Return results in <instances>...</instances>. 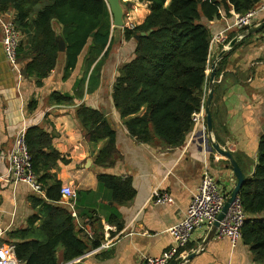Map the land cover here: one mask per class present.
I'll list each match as a JSON object with an SVG mask.
<instances>
[{"label":"crops","instance_id":"0c3cea01","mask_svg":"<svg viewBox=\"0 0 264 264\" xmlns=\"http://www.w3.org/2000/svg\"><path fill=\"white\" fill-rule=\"evenodd\" d=\"M122 2L125 26L113 25L107 54L103 53L89 65L85 51L76 68L67 74L63 52L42 85L36 84V78L23 77L21 70L11 66L5 55L0 26V229L5 230L0 245L13 240L10 232L27 228L35 212L30 186L15 182L9 175L8 154L23 128L39 126L45 130L53 137L55 149L66 159L58 160L52 172L63 186H71L77 192V227L90 224L95 232L103 234L102 241L110 227L109 233L114 238L111 247L100 248L99 245L70 262L64 261V247L60 246L56 254L60 264H145L147 257L159 256L173 246L168 229L185 217L205 171L217 179L227 196L236 186L237 178L228 165L229 160L216 150L206 149L199 129H193L179 147H167L155 141L146 143L129 133L114 104V84L120 68L136 55L137 40L127 39L125 28L130 23L135 26L143 23L151 12V4L141 0ZM14 15L12 11L9 16ZM234 20L232 12L230 15L223 12L208 25L214 35L232 25ZM262 22L264 9L257 13L252 27ZM55 27L59 26L55 24ZM239 34L241 31L233 27L227 31V45L225 42L215 44L207 72L210 75L216 61L211 103L214 134L222 146L231 151L246 178H250L258 164L259 142L264 134V28L239 40L218 60ZM28 39L29 34L22 33V41L27 43ZM209 90L208 81L207 93ZM56 94L69 100L57 99ZM82 106L100 110L115 130L118 152L112 164L96 163L106 140L87 139L77 117ZM100 174L132 180L134 197L123 204L115 203L111 191L99 184ZM158 189L169 192L173 202H155L154 192ZM111 217H114L112 221ZM41 223L39 219L35 226ZM210 230L209 226L196 230L182 254L170 264H180L187 255L198 250ZM181 264L261 263L255 260L251 246L243 240L234 246L228 237H214L195 257Z\"/></svg>","mask_w":264,"mask_h":264},{"label":"trees","instance_id":"16d2710c","mask_svg":"<svg viewBox=\"0 0 264 264\" xmlns=\"http://www.w3.org/2000/svg\"><path fill=\"white\" fill-rule=\"evenodd\" d=\"M141 1L150 2L151 12L143 23L126 27L125 34L127 39L141 32L148 34L137 41L134 59L120 68L114 84V104L133 137L146 143L155 141L179 147L194 129L193 114L205 105L208 95L207 71L213 38L208 23L220 18L223 12L246 13L262 0ZM12 11L18 29L29 34L28 42L22 41L17 50L21 74L36 78L37 85H42L56 68L62 55L61 38L66 42L67 74L76 68L85 51L89 65L107 54L113 15L106 0H0L1 13L10 15ZM56 97L69 100L59 94ZM77 117L89 141L106 140L96 163L112 164L118 152L116 132L105 114L82 106ZM212 118L214 123L213 115ZM26 136L45 196L31 195L35 212L28 227L9 233L16 258L22 264H60L56 254L63 246L64 261H73L98 247L103 234L97 231L91 239L77 227L76 217L64 204L62 181L52 170L58 160L66 159L55 149L53 137L39 126L28 128ZM228 165L232 169L230 162ZM98 180L111 191L117 204L126 203L135 195L128 178L100 174ZM240 196L246 212L242 240L251 246L255 260L264 264V134L259 142L255 172L246 179ZM39 219L42 223L37 227Z\"/></svg>","mask_w":264,"mask_h":264},{"label":"built area","instance_id":"2783aa9c","mask_svg":"<svg viewBox=\"0 0 264 264\" xmlns=\"http://www.w3.org/2000/svg\"><path fill=\"white\" fill-rule=\"evenodd\" d=\"M264 9V1L256 8L246 13H237L231 10L234 16V23L228 25L226 29L219 31L213 35L211 40V49L216 43H227V31L231 28H238L239 32L251 28L255 16L260 10ZM0 26L3 31V44L5 55L11 66L20 71L17 61V50L22 42V33L18 29L12 17L0 12ZM130 28H134V24H129ZM194 129H199L203 134L207 133V120L205 105L199 111L193 114ZM27 128H23L16 136L13 149L8 154L9 175L15 182H25L32 189L34 194L45 196L42 184L38 180V176L34 171L32 156L29 152L27 144ZM62 194L67 201L64 202L71 210L75 217H78L75 209L77 192L71 186H63ZM227 195L223 192L221 185L217 179L207 170L204 172L199 186L194 193L190 204L187 208L185 217L175 225L168 229L174 240V244L165 253L159 256H149L146 258L145 264H170V262L180 256L185 250L189 242L192 240L196 230L209 226L217 220L218 215L223 209ZM154 201L157 203L173 202V197L167 191L155 190ZM246 220V212L241 196L239 195L231 205L227 215L221 221L215 236L216 238L228 237L235 246L242 240V228ZM88 236L93 239L95 231L90 224L80 226ZM110 227L106 229L105 240L101 242L100 248H109L114 238L109 233ZM5 233L4 229H0V237ZM0 264H20L15 255V244L8 242L0 245Z\"/></svg>","mask_w":264,"mask_h":264},{"label":"water","instance_id":"95a60500","mask_svg":"<svg viewBox=\"0 0 264 264\" xmlns=\"http://www.w3.org/2000/svg\"><path fill=\"white\" fill-rule=\"evenodd\" d=\"M106 1L108 2L110 10H111L112 15H113V25L118 26V27H124L125 26V19H124L125 11H124L121 0H106ZM263 28H264V22H262L256 26H253V27L247 29L246 31H244L243 33L239 34L221 52L218 60L220 58H222L223 56H225L227 54V52L229 50H231V48H233L239 40H242L245 36L250 35L254 32H257ZM147 34H148V32H141L140 34H137L134 38L137 41H139L142 36H145ZM92 36H94V33L92 34ZM60 51L62 53L66 51V42L63 38L60 39ZM216 71H217V69H216V61H215L212 64V70H211L210 77H209L210 90H209V93H208V96L206 99V103H205L206 120H207V133L203 134L201 131L199 133L202 134L201 141H203V144L206 147V149L211 150V151L216 150L219 154L227 157V159L229 160V162L232 166L233 173L235 174V176L237 178V183H236V186L234 187V189L231 191V193L227 196L225 204L223 206V209L220 212V214L218 215L217 220L213 223L211 230H210V233H209L207 239L205 240L204 244L198 250H195L191 254L187 255L182 260L181 263H184L187 260H190L193 257H195V255L199 251H201L204 248V246L211 239L214 238L215 233H216L218 227L220 226L221 221L227 215V213H228L231 205L233 204V202L240 195L241 189H242V187L245 184V181L247 179L245 173L243 172V170H242L241 166L239 165V163L237 162V160L234 158L231 151L226 149L224 146H222V144L220 143V141L216 138V136L214 134V124H213V118H212V113H211V103H212V99H213L214 92H215Z\"/></svg>","mask_w":264,"mask_h":264},{"label":"rangeland","instance_id":"374dc122","mask_svg":"<svg viewBox=\"0 0 264 264\" xmlns=\"http://www.w3.org/2000/svg\"><path fill=\"white\" fill-rule=\"evenodd\" d=\"M121 1H122V0H121ZM97 71H99V70H97ZM97 71H96V72H97ZM96 72H95V73H96Z\"/></svg>","mask_w":264,"mask_h":264}]
</instances>
